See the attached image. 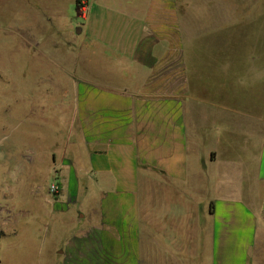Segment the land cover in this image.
<instances>
[{
	"label": "crops",
	"instance_id": "1",
	"mask_svg": "<svg viewBox=\"0 0 264 264\" xmlns=\"http://www.w3.org/2000/svg\"><path fill=\"white\" fill-rule=\"evenodd\" d=\"M139 1L124 39L80 46L78 162L58 167L67 189L48 203L77 200L78 227L50 262L151 264L153 247L178 244V264H264V127L198 61L210 49L178 0Z\"/></svg>",
	"mask_w": 264,
	"mask_h": 264
},
{
	"label": "rangeland",
	"instance_id": "2",
	"mask_svg": "<svg viewBox=\"0 0 264 264\" xmlns=\"http://www.w3.org/2000/svg\"><path fill=\"white\" fill-rule=\"evenodd\" d=\"M139 4L0 0V264H51L78 227L77 200L54 214L48 203L67 189L58 167L78 162V95L86 88L79 61L89 64L80 46L124 39ZM87 12L88 31L76 33ZM178 14L201 34L195 46L210 49L199 51L198 61L212 62L216 80L225 77L231 104L240 97L249 129L264 127V0H178ZM152 250L158 261L151 264H178L169 259L178 258V244Z\"/></svg>",
	"mask_w": 264,
	"mask_h": 264
},
{
	"label": "built area",
	"instance_id": "3",
	"mask_svg": "<svg viewBox=\"0 0 264 264\" xmlns=\"http://www.w3.org/2000/svg\"><path fill=\"white\" fill-rule=\"evenodd\" d=\"M50 191L52 193H58L59 192V186L57 184H55V183H52L50 185Z\"/></svg>",
	"mask_w": 264,
	"mask_h": 264
},
{
	"label": "water",
	"instance_id": "4",
	"mask_svg": "<svg viewBox=\"0 0 264 264\" xmlns=\"http://www.w3.org/2000/svg\"><path fill=\"white\" fill-rule=\"evenodd\" d=\"M80 32V28L78 27V28H76V33H79ZM80 216H82L81 214H80Z\"/></svg>",
	"mask_w": 264,
	"mask_h": 264
}]
</instances>
